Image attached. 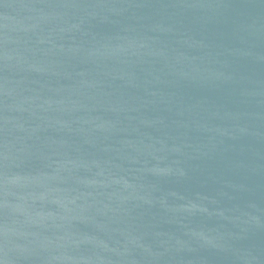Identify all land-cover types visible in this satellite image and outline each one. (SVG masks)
Segmentation results:
<instances>
[{
	"label": "water",
	"instance_id": "1",
	"mask_svg": "<svg viewBox=\"0 0 264 264\" xmlns=\"http://www.w3.org/2000/svg\"><path fill=\"white\" fill-rule=\"evenodd\" d=\"M0 264H136L1 4Z\"/></svg>",
	"mask_w": 264,
	"mask_h": 264
}]
</instances>
